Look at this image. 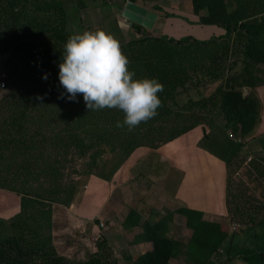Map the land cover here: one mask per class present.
<instances>
[{"label": "trees", "instance_id": "1", "mask_svg": "<svg viewBox=\"0 0 264 264\" xmlns=\"http://www.w3.org/2000/svg\"><path fill=\"white\" fill-rule=\"evenodd\" d=\"M108 1L101 4L108 6ZM190 2L199 24L225 33L208 40L142 36L120 45L129 71L135 72L133 79L163 85L157 115L129 131L116 126L124 118L122 111H90L82 94L78 102L70 101L59 86L64 45L73 35L69 8L84 10L87 1L0 0V56H7L6 94L0 98V190L19 197L18 212L7 219L5 234L0 233V264H119L105 235L96 238L84 259L59 254L53 244V206L70 207L85 177L105 171V156L121 163L138 148L158 149L199 126L207 130L197 146L227 168L228 221H206L201 212L186 208L144 221L135 241L149 242L151 248L131 264H170L181 255L185 264H232L234 257L264 264V231L254 249L237 255H230V249L223 252L231 224L254 228L264 222V198L246 196L233 180L250 153L246 146L259 121L258 99L242 90L264 86V0ZM135 25L139 34L141 26ZM217 81L209 96L176 103L189 89ZM61 93L64 99L58 98ZM256 141L261 155L250 159L247 175L258 183L264 182V133ZM84 158L87 170L70 166ZM174 213L183 216L190 231L186 242L167 236Z\"/></svg>", "mask_w": 264, "mask_h": 264}, {"label": "crops", "instance_id": "2", "mask_svg": "<svg viewBox=\"0 0 264 264\" xmlns=\"http://www.w3.org/2000/svg\"><path fill=\"white\" fill-rule=\"evenodd\" d=\"M127 3L131 2L127 0ZM132 4L154 16L143 25L152 31L171 22L180 29L179 37L186 35L208 40L225 33L217 26L199 24L190 0H135ZM153 5L162 10H154ZM165 13L174 14L175 18L169 19ZM243 90L246 95L253 93L263 102L264 86ZM256 127L249 140L258 147L256 138L264 133V111ZM204 129L196 127L158 149L138 148L123 162L107 163L105 171L85 177L83 188L70 207L53 206L52 235L56 251L73 259L86 258L93 251V241L101 233L100 227L105 226L109 233L104 235L119 264V256L122 264H131L151 248L149 242L135 241V236L144 231L140 225L144 221L154 222L178 208H186L201 212L206 221L227 222V168L223 161L197 146ZM257 149L253 157L261 155ZM249 154L250 161L252 154ZM18 210L19 202L13 214ZM131 212L136 214L129 217ZM189 235L183 216L174 213L167 223V236L185 242ZM233 240L241 242L230 233L223 252L230 249ZM175 262H185V256L170 260V264Z\"/></svg>", "mask_w": 264, "mask_h": 264}, {"label": "clouds", "instance_id": "3", "mask_svg": "<svg viewBox=\"0 0 264 264\" xmlns=\"http://www.w3.org/2000/svg\"><path fill=\"white\" fill-rule=\"evenodd\" d=\"M128 64L112 35L102 30L73 34L64 45L59 86L70 101L78 102L76 97L82 94L90 111L105 108L122 111L124 118L116 126L132 131L157 115L162 106L157 94L163 91V85L155 79H133L135 72L129 71ZM43 79L47 80V75ZM58 98L64 99L65 94Z\"/></svg>", "mask_w": 264, "mask_h": 264}, {"label": "rangeland", "instance_id": "4", "mask_svg": "<svg viewBox=\"0 0 264 264\" xmlns=\"http://www.w3.org/2000/svg\"><path fill=\"white\" fill-rule=\"evenodd\" d=\"M86 1H87V8L84 10H77L75 7L69 8L68 13L70 20V30L73 34H82L84 31L94 32L97 30H102L106 34L112 35L121 45L128 40L139 38L142 36L161 35L171 38H177L179 37L178 35L181 33L180 29L174 27V24H172L171 22L168 25H164L161 27L159 25L155 31H152L151 28L149 30V28L144 27L142 24H138L131 21L130 19H128L123 15V11L125 9V4L127 0H111L110 2L108 1L110 4L108 6H103V4H101V0H97L96 2H91L89 0ZM118 5H120L121 7L120 9H118ZM143 5H145L146 7H150L149 5L146 4ZM168 18L173 19L175 18V15L169 14ZM135 24L141 26V32L139 34L136 33L135 31V27H136ZM183 37H186V35H183L182 37L179 38H183ZM6 57L7 56H0V76L4 74L5 79L7 77V70L5 66ZM219 83L220 82L217 81V82L209 83L199 88H191L185 94L179 95L176 98V103L178 105H182L189 99L197 100L203 97H207L215 91ZM242 91L243 94L246 95V92H244V90ZM5 94L6 91L4 89H0V98ZM263 111H264V100L262 103L259 101L260 116L263 113ZM256 128L257 127H255L254 131L256 130ZM205 129L207 130V128ZM246 148L247 150L251 151L250 152L252 154L251 158H253V154L256 153L254 152V150L257 149L256 145L254 143L251 144L249 142ZM109 157L110 156H105V158L109 159L108 163L110 165L114 164L116 162V159L114 158V160H111L112 158ZM244 162L242 163L241 167L233 173V180L236 182L237 187L245 191L246 196L254 197L261 201L264 198V182L261 181L257 183L253 181V179L248 177L247 170L249 169L248 166L250 164V161L248 158H246ZM87 163H88V158H84L82 160L75 159L74 163H72L70 166L77 168L79 171H84L87 170L88 168ZM70 166H67L68 168L66 169V171H70ZM139 170L141 169L139 168ZM139 170L138 173L140 172ZM139 181L141 184L143 182V179L141 178L139 179ZM14 195L15 194L13 193L0 190V233L2 234H5L7 230L6 229L7 219L14 213L15 208L18 206L19 197ZM116 196H118V194H116ZM233 227L235 228L234 230ZM100 229H101V233L99 235H104L109 233V230L105 226L100 227ZM229 230L231 234L236 235L241 240V242L240 241L235 242V240H233V242L231 243L229 254L230 255L243 254L249 250L254 249L257 245H259V239L261 233L264 231V222L254 228H248L234 223L230 225ZM255 235L258 236L255 237ZM95 242L96 240L93 241V243ZM119 259L122 264L121 256H119ZM176 263L177 262H175V264ZM179 264H185V262H180ZM232 264H249V261L243 258L234 257Z\"/></svg>", "mask_w": 264, "mask_h": 264}, {"label": "water", "instance_id": "5", "mask_svg": "<svg viewBox=\"0 0 264 264\" xmlns=\"http://www.w3.org/2000/svg\"><path fill=\"white\" fill-rule=\"evenodd\" d=\"M123 15L131 21L142 25H147L148 20L154 19L151 13H147L144 9L132 3H127L125 5Z\"/></svg>", "mask_w": 264, "mask_h": 264}, {"label": "built area", "instance_id": "6", "mask_svg": "<svg viewBox=\"0 0 264 264\" xmlns=\"http://www.w3.org/2000/svg\"><path fill=\"white\" fill-rule=\"evenodd\" d=\"M5 88V75L4 74H2L1 76H0V89H4ZM102 226V225H101ZM235 228L233 227V230H234Z\"/></svg>", "mask_w": 264, "mask_h": 264}]
</instances>
